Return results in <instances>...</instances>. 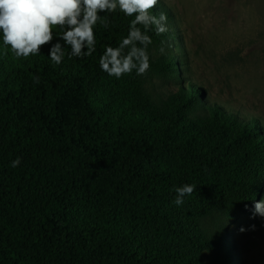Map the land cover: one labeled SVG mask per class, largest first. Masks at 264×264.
I'll return each mask as SVG.
<instances>
[{
	"label": "trees",
	"instance_id": "16d2710c",
	"mask_svg": "<svg viewBox=\"0 0 264 264\" xmlns=\"http://www.w3.org/2000/svg\"><path fill=\"white\" fill-rule=\"evenodd\" d=\"M150 11L168 31L147 32L143 75L99 67L134 18L119 10L98 13L110 23L95 26L91 56L69 58L65 45L59 65L55 34L28 58L0 39V264H241L225 221L263 199L264 127L194 84L152 97L148 80L182 73L168 7ZM184 184L196 190L177 206Z\"/></svg>",
	"mask_w": 264,
	"mask_h": 264
},
{
	"label": "rangeland",
	"instance_id": "374dc122",
	"mask_svg": "<svg viewBox=\"0 0 264 264\" xmlns=\"http://www.w3.org/2000/svg\"><path fill=\"white\" fill-rule=\"evenodd\" d=\"M161 1L178 38L182 79L174 84L154 76L147 91L156 99L194 84L210 104L259 118L264 127V0ZM251 213L225 221L226 237L241 264H264V218Z\"/></svg>",
	"mask_w": 264,
	"mask_h": 264
},
{
	"label": "clouds",
	"instance_id": "9594fccd",
	"mask_svg": "<svg viewBox=\"0 0 264 264\" xmlns=\"http://www.w3.org/2000/svg\"><path fill=\"white\" fill-rule=\"evenodd\" d=\"M158 4L159 0H0V39L15 57L28 58L39 55L40 47L51 43L55 34L63 45L59 41L52 44L48 57L54 65H59L66 55L65 45L71 49L67 53L69 58L91 56L96 50L95 26L100 23L107 29L110 23L98 13L119 10L124 16L134 18L130 20L127 36L118 46L105 47L99 57V67L117 79L133 71L143 75L150 67L147 47L152 39L147 32L154 30L159 36L168 31L166 14L161 12L157 16L150 11ZM53 26L57 31L54 32ZM166 46L167 41L162 40V54ZM33 80L39 83L40 78L35 76ZM19 164L20 157L11 161L13 168ZM195 190L196 185L192 184L175 188L173 203L182 205L184 197ZM251 215L264 218V199L253 202ZM249 228L254 230L255 225ZM239 231L244 232L245 228Z\"/></svg>",
	"mask_w": 264,
	"mask_h": 264
}]
</instances>
